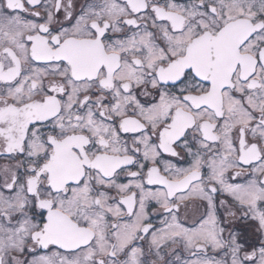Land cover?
<instances>
[{"label": "snow or ice", "instance_id": "6c2138e0", "mask_svg": "<svg viewBox=\"0 0 264 264\" xmlns=\"http://www.w3.org/2000/svg\"><path fill=\"white\" fill-rule=\"evenodd\" d=\"M0 264H264V0H0Z\"/></svg>", "mask_w": 264, "mask_h": 264}]
</instances>
